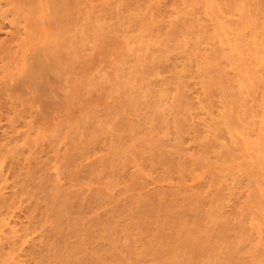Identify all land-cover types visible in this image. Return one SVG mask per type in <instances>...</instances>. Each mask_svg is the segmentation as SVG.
I'll return each instance as SVG.
<instances>
[{"label": "rangeland", "instance_id": "374dc122", "mask_svg": "<svg viewBox=\"0 0 264 264\" xmlns=\"http://www.w3.org/2000/svg\"><path fill=\"white\" fill-rule=\"evenodd\" d=\"M0 264H264V0H0Z\"/></svg>", "mask_w": 264, "mask_h": 264}, {"label": "bare ground", "instance_id": "6f19581e", "mask_svg": "<svg viewBox=\"0 0 264 264\" xmlns=\"http://www.w3.org/2000/svg\"><path fill=\"white\" fill-rule=\"evenodd\" d=\"M44 3V2H43ZM53 14V13H52ZM51 16V15H50ZM53 16V15H52ZM56 16V15H55ZM54 17V16H53ZM54 19V18H53ZM39 26V25H38ZM36 30V29H35ZM40 31V30H39ZM37 37H35V39H36ZM42 39V38H41ZM49 42H51V41H49ZM45 44V43H44ZM49 45H51V44H49ZM47 43L45 44V46H46V48H44L43 46H42V48H44V49H42L41 48V51H40V49H39V51L40 52H36L35 51V53H37V54H35L34 55V57H33V59L31 60V63L30 64H28V65H30L28 68V73L30 74H28L30 77H31V80H32V82H35L36 84H38V86H43V84H44V86L46 87V85H45V83H46V81H45V78L47 79V73L50 71V72H52L51 71V69H52V66L54 65L53 63H51L52 61H51V55L50 54H52V56H53V50L54 49H50L49 46ZM47 46H49V47H47ZM51 47H52V45H51ZM38 50V49H37ZM56 51V50H55ZM52 52V53H51ZM56 54V53H55ZM33 56V55H32ZM56 56V55H55ZM29 63V62H28ZM53 64V65H52ZM54 69V68H53ZM49 74V73H48ZM182 74V73H181ZM27 75V74H26ZM28 76V77H29ZM49 76V75H48ZM30 80V78H29V80L28 81H31ZM33 84V83H32ZM47 84V83H46ZM44 87V88H45ZM40 89H42V87H39ZM163 92V91H162ZM232 132V131H231ZM240 133V132H239ZM232 135V134H231ZM234 137V136H233ZM234 139V138H233ZM169 150H168V147H166V144H164L162 147H161V155L163 154H165V153H167ZM229 154V153H228ZM227 154V155H228ZM165 157H166V155H164ZM163 156V158L164 159H166L165 157ZM226 156V155H225ZM229 162H227V164H228ZM225 165V164H224ZM224 172V171H223ZM226 174V173H225ZM225 176V175H224ZM223 176V177H224ZM10 223V222H9ZM76 229H78V228H76ZM76 231V230H75Z\"/></svg>", "mask_w": 264, "mask_h": 264}]
</instances>
